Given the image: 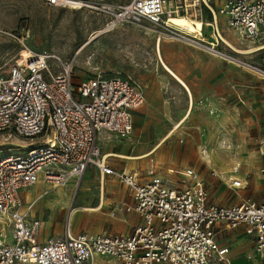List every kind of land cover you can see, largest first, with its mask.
Returning <instances> with one entry per match:
<instances>
[{
	"label": "built area",
	"instance_id": "obj_1",
	"mask_svg": "<svg viewBox=\"0 0 264 264\" xmlns=\"http://www.w3.org/2000/svg\"><path fill=\"white\" fill-rule=\"evenodd\" d=\"M47 1L84 4L83 0ZM205 3L212 12L207 24L213 40H203L202 27L199 32L180 27L173 38L208 46L206 51L213 56L228 59L231 55L219 47L222 42L233 49L220 34L222 15L228 29L243 41L264 46V0ZM187 5L179 3L172 10H167L165 0L107 5L110 20L100 32L130 20L171 26L170 16L178 15L180 8L188 10ZM238 64L264 76V69L251 62ZM73 72V60L32 50L27 56L20 52L9 70L0 73V132L23 138L0 153V264H93L98 255L112 257V264H233L232 247L218 240L228 228H242L254 236L255 254L264 264V194L260 200L248 197L220 205L210 201L205 180L194 167L169 169L183 176L179 185L170 184L155 164L149 167L147 181L127 168H113L101 154L98 136L103 131L117 139L131 136L133 112L145 103L143 85L127 71L99 72L75 84ZM258 150L264 158V135ZM90 164L130 188L134 203L122 206L137 212L142 222L130 234H73L68 225L63 235L40 242L42 222L29 218L22 191L40 180L53 186L79 180ZM240 168L235 162L229 173H213L231 186L244 187L247 180ZM261 172L264 175V165Z\"/></svg>",
	"mask_w": 264,
	"mask_h": 264
},
{
	"label": "rangeland",
	"instance_id": "obj_2",
	"mask_svg": "<svg viewBox=\"0 0 264 264\" xmlns=\"http://www.w3.org/2000/svg\"><path fill=\"white\" fill-rule=\"evenodd\" d=\"M127 1L83 0L84 4L76 7L50 4L47 0H0V73L9 70L11 64L19 58L20 52L25 54L29 50L48 52L64 60H73L75 84L99 72L105 75H114L119 71L134 73L145 81L147 88L152 84L154 96L159 101L163 98L169 99L170 106H158L150 112H141V120L148 136L167 133L176 120L172 121L171 118L167 120L166 113L173 114L180 107L177 106L178 90L174 80L170 81L169 86L162 85L161 75L167 71H164L156 51L158 52V43L162 40L189 43L171 36L174 35V31L180 30L179 26H165L147 19L121 22L107 32H100L110 20V14L105 7L124 4ZM207 1L210 4L218 2V0ZM179 3L188 4V10L187 7L186 10L180 8L179 14L204 21L202 38L204 41L213 40L211 26L207 24V21L212 19V12L205 1L176 0L171 10L176 9ZM173 15L177 14L173 13ZM173 22L185 24L182 19ZM228 37L226 38L232 45L240 50H249L257 45L243 41L229 30ZM223 44H219V47L232 57L249 61L248 63L251 62L264 69V48L243 53L236 52ZM228 64L236 66L244 77L242 85L231 86L235 94H238L235 88L251 89L246 84L254 86L263 84L264 76L259 72L229 60ZM254 99L256 97L252 95L249 98L250 101ZM146 103L147 97L144 104ZM260 104L262 106H258L259 104L248 106L250 104L242 103L241 100L233 103L228 99L227 110L217 106L211 111L212 108L202 106L208 109L211 116H216L214 121L211 119L210 126H195L193 120L195 114L192 113L174 130L173 134L165 139L151 157L158 159L163 165L189 164L200 169L211 197L219 203L234 204L249 196L260 199L264 193V176L261 172L263 159L255 150L257 139L264 132V101ZM167 121L168 125L165 123ZM134 132L123 141L131 140ZM22 141L23 138L14 133L0 132V153L14 147L16 142ZM107 141L100 142L104 151L108 150ZM202 146H207L206 149L210 154L212 153V165L205 158L202 151L205 147ZM113 158L118 157L112 155L107 157V161L111 163ZM235 162H240V173L247 178L245 187L231 186L213 173L212 168L226 169L229 173ZM141 171L144 172V169ZM101 178L99 169L93 165L81 179L70 181L66 185L53 186L40 183L34 189L29 188L25 192L33 196L41 194L32 207L31 215L40 217L44 229L54 233H61L64 230L66 213L71 206H82L72 223V228L82 221L83 211L93 210L95 213L90 221L98 227L106 223L115 227L125 224V221L120 219V211H122L120 207L122 200L127 198L119 195L122 186L109 175L105 176V180L103 178L102 183L104 182L103 187H105V200L110 207L103 208L106 207L104 202L99 210L95 208L100 205L97 204L99 201L101 203V194L104 191H101ZM47 188L48 193L43 194L44 189ZM241 239L237 243L234 242L235 247L232 248L235 251L241 250L240 252L245 256L250 254L253 257L254 236ZM222 242L228 243V240ZM232 262L235 264L234 259Z\"/></svg>",
	"mask_w": 264,
	"mask_h": 264
},
{
	"label": "crops",
	"instance_id": "obj_3",
	"mask_svg": "<svg viewBox=\"0 0 264 264\" xmlns=\"http://www.w3.org/2000/svg\"><path fill=\"white\" fill-rule=\"evenodd\" d=\"M178 19L184 20L183 18H178ZM219 21H220L221 30H222L220 34L222 38L228 42L229 40L227 38H229L228 37L229 29L226 25V19L224 16L220 15ZM190 27H191L192 32H199L201 27L204 30V21L192 18V21L190 22ZM229 31L233 35H236L231 30ZM220 44H223V43L221 42ZM258 47H261L260 49L264 48V46H256L253 48H258ZM156 53L160 57L159 60L162 66L163 64H166L170 69V71H168L163 66L164 71H167V72L161 75L162 85L169 86L170 81L172 80H174L175 83L177 84V90H178V94H177L178 105L177 106H180V107L177 110H175L173 114L166 113L167 120L170 118L172 119V121L176 120L173 126L176 124H179L178 125L179 127L190 117L192 113H194L195 114L193 118L194 125L199 126V127L200 126L208 127L210 126L211 122L215 120L216 116L215 115L211 116L208 109H206L205 107L203 108L202 106H207L208 108H212L211 111H213L217 106L223 107L227 110L228 99H230L231 102L233 103L238 100L239 101L241 100L242 103L244 102L245 104H250L248 106H252L254 104H259L258 106H262L260 103L264 101V81H263V84L259 83V84H256L255 86L252 84L250 85L246 84L251 89H246V88H241V87L237 89L234 86L235 90L238 92V94L237 93L235 94V92L232 91L231 86L234 84L242 85L244 77H243L242 72H239L236 66H233L232 64H228L227 59L211 56L205 49L201 47L192 46V45L177 42L174 40H162V42L160 41V46L158 47V52L156 51ZM130 74L134 75L142 83L143 88H144L145 98L147 97V103L144 104L141 108L135 109L133 112L134 113L133 132L134 131L135 132L131 140L123 141V139H126V138L117 139V138H114L109 132H106V131L100 132L98 136V143L101 148V154L104 155L106 152H112L113 156H117L118 158H113L111 163H109L106 158L107 164H109L115 169L127 168L128 170L133 171L138 176V179L140 181H147L150 179L149 167L151 164H155L156 166H158L159 174H161L164 178L170 181L169 182L170 184L179 185L181 184L183 176H180L177 174H171L169 172V169L170 168H183L186 166L194 167V165L179 164V163H170L168 165H163L162 163H159L158 159L151 157L153 154L156 153L159 147L164 143L165 139H167L168 136L173 134L174 130L171 132L173 126L165 134H162V135L156 134L153 136H148L146 129L143 125V122L141 120V112H144V111L150 112L153 110L154 107H155L154 110L157 109L156 107L158 106H170L169 99L163 98L159 101L154 96L152 84H149L148 85L149 87L147 88L145 81L141 77L137 76L134 73H130ZM251 95L253 97H256V99L252 100L253 102L249 100V98H251ZM232 100H235V101H232ZM238 104L240 106L242 105L241 103H238ZM165 123L166 125L169 124L168 121ZM260 130H262V127L260 128ZM204 134H206V132ZM263 135H264V132L257 139L256 145H255V150L257 151V153H259L258 143H259L260 138ZM106 140H108L106 143V145L108 146V150L104 151L102 150V145L100 142L102 141L106 142ZM203 147L206 148L207 146H202V148ZM215 156H220V154H217ZM260 157L263 159V164H262L263 166L264 158L261 155ZM208 163L212 165V161L211 162L209 161ZM93 165L94 164H90L86 168L85 173ZM219 165H222V164H219ZM194 168L201 174L202 178H204L202 173L200 172V169L196 167ZM142 169H144V172L141 171ZM212 170L213 171L215 170L217 172H220V171L227 172L228 171L226 169H216V168H212ZM106 175L113 177L122 186L121 190H119V195L123 198H127V200L125 199L122 200V204L124 202L133 204L134 198H133V194L130 188L122 184L117 178H115L111 174H101L102 176L101 191H103L102 180L103 178L105 180ZM241 176L247 180V178L243 176L242 173H241ZM74 180L76 179H73L72 181ZM40 183H46V182L43 180H40L38 183L34 184L33 186L29 188L34 189ZM46 184H49V183H46ZM112 186H116V185L112 184ZM29 188H26L22 191V197H23L24 204H25L24 209L28 211L30 219L37 218L41 220L40 217L31 215L32 207L35 204V202L40 198L41 194L33 196V194H29L25 192ZM48 191H49L48 188L44 189L43 194L48 193ZM245 198H248V197H245ZM251 198L255 200L261 199V198L258 199L256 197H251ZM209 199L210 201L218 203L220 205H232V204H222V203L217 202L211 197L210 193H209ZM63 202H67V201L63 200ZM104 202H105L106 207H103V208H109L110 206L105 200V190H104ZM99 204H100V201L97 205ZM234 204H237V203H234ZM29 205H32L30 209H28ZM120 209L122 210V211L118 210L120 211V214H121L120 219L125 221V224H122L120 226L118 225L117 227H115L114 225L111 226L109 223L102 225V227H98L92 224V222L90 221V218L95 213V210H93L92 212L83 211L84 217L81 222H78L77 226L75 225V228H72V223H69V222L68 224L66 223L67 214H68V211H67L66 219H65V227L61 233L48 232L46 228L44 229L43 222L41 220L42 227L40 231L41 235H40L39 240L40 242H45L50 236L63 235L68 225H69L70 231L73 234H79L83 232L130 234L132 233L134 228L142 222V218L135 211H126L122 205ZM249 236L251 235H248L242 228H237V229L228 228L220 232V234L218 235V240L220 242H222V240H228V244L232 247L234 246L233 245L234 242L237 243L240 240H242L241 238L243 237L249 238ZM253 248H254L253 254H252L253 257H249L250 254H248V256H245L243 253L240 252L241 250L237 249L235 251L234 248H232L233 250L232 255H234L233 259H234L235 264H260V260L255 254V242H254ZM113 262H114V259L110 256L98 255L96 256L93 264H112ZM86 264H89V263H86Z\"/></svg>",
	"mask_w": 264,
	"mask_h": 264
},
{
	"label": "bare ground",
	"instance_id": "obj_4",
	"mask_svg": "<svg viewBox=\"0 0 264 264\" xmlns=\"http://www.w3.org/2000/svg\"><path fill=\"white\" fill-rule=\"evenodd\" d=\"M196 1H198V0H196ZM204 1H207V0H204ZM208 2V1H207ZM175 3H176V0H165V6H166V8H167V10H171V8L175 5ZM76 7H81V5H75ZM178 18H183L184 20H185V24H178V23H175V22H173V20H178ZM192 21V18H189L188 16H186V15H181V14H178V15H171L170 16V22L173 24V25H176V26H179V27H182V28H185V29H188L190 32H192L191 31V27H190V22ZM172 25V26H173ZM232 45V44H231ZM158 46H160V42L158 43ZM233 46V45H232ZM198 47H201V48H203V49H205V50H209V48H208V46H198ZM235 48V49H234ZM261 47H258V48H252V49H249V50H240V49H237L236 47H234L233 46V49L235 50V51H237V52H243V53H251V52H255V51H257V50H259ZM30 51H32V50H29V51H27V52H25V54L24 55H28L29 53H30ZM159 59H160V57H159ZM228 60L229 61H236L237 63H241V64H245V65H247V66H249V64L250 63H248V62H245V61H243V60H240V59H238V58H234V57H228ZM163 66L165 67V69L166 70H168V71H170V69H169V67L166 65V64H163ZM176 75V74H175ZM178 77V76H177ZM183 119V118H182ZM181 121V120H180ZM178 125L179 124H176V125H174L173 126V128H172V130H171V132L173 131V130H175L177 127H178ZM202 151H203V153H204V156H205V158L207 159V161L209 162H211V156H210V153H209V151L206 149V148H203L202 149ZM111 155H113V153L112 152H106L105 154H104V156H105V158H107V157H109V156H111ZM103 184H104V182H103ZM103 190H104V187H103ZM104 205V191L102 192V194H101V203H100V205L99 206H97V207H95L96 209H98V208H100V207H102ZM79 208H82V206H71L70 208H69V210H68V214H67V223L69 222V223H73V221L76 219V216H77V210L79 209ZM71 225V224H70Z\"/></svg>",
	"mask_w": 264,
	"mask_h": 264
}]
</instances>
